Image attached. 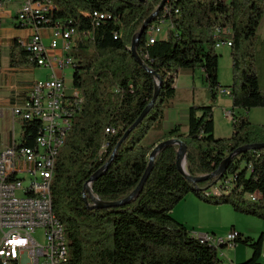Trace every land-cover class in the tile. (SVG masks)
Wrapping results in <instances>:
<instances>
[{"label": "trees", "instance_id": "1", "mask_svg": "<svg viewBox=\"0 0 264 264\" xmlns=\"http://www.w3.org/2000/svg\"><path fill=\"white\" fill-rule=\"evenodd\" d=\"M45 1L53 6L39 22L42 29L75 30L70 31V56L73 88L80 95L55 155L49 189L52 212L68 241L69 264H234L174 218L173 211L194 195L206 204L229 205L239 214L264 221V149L243 152L223 177L194 184L178 170L179 146H168L156 157L143 190L132 202L93 208L84 191L114 155L92 183V192L104 203L127 198L142 181L152 150L173 138L187 146L190 177L210 175L237 150L264 144V125L252 123L247 116L252 109L264 108V40L258 34L264 0H168L137 43L144 65L130 48L162 0ZM16 17L15 27L28 30ZM163 21L171 25L167 38L150 44L151 31ZM28 41L29 37L15 41L10 67H38L35 55L22 44ZM229 41L233 81L223 88L216 44ZM196 70L204 71L214 99L217 91L229 89L234 109L244 111L233 113L230 138L215 137L213 107L192 106L186 134L180 125L164 131L167 112L174 108L179 74ZM159 86L155 105L132 129ZM21 124L16 146L35 148L42 124L37 120ZM151 132L161 133V139L147 146ZM251 196L259 197L255 202ZM231 231L238 234L235 247L244 244L252 250L251 258L242 264H262L264 233L255 240L235 228Z\"/></svg>", "mask_w": 264, "mask_h": 264}, {"label": "built area", "instance_id": "2", "mask_svg": "<svg viewBox=\"0 0 264 264\" xmlns=\"http://www.w3.org/2000/svg\"><path fill=\"white\" fill-rule=\"evenodd\" d=\"M14 0H0V11H5ZM18 8H25V15H17L16 22L31 31L29 41L22 43L31 51L38 67L51 69L45 81H37L24 105L14 109L13 115L21 121L37 120L42 124L35 148H23L13 143L0 151V220L10 221V237L0 232V260L3 264H69V249L57 232V222L50 219L48 175L55 174V149L61 133L71 123L73 102L77 92L69 89L64 80L65 68L73 66L70 56V31L60 27L49 29L45 43L44 29L39 22L52 9L51 1L19 0ZM38 22V23H37ZM163 21L150 33L154 44L162 33ZM232 47V43L218 42L216 49ZM59 51V52H57ZM221 94L230 96L229 89ZM1 115V113H0ZM228 120L233 114L226 113ZM259 196L255 198V202ZM44 232L45 242L40 243L34 234ZM200 239L218 252L233 248L238 234L231 231L227 239L212 235H200ZM224 257V254H219Z\"/></svg>", "mask_w": 264, "mask_h": 264}, {"label": "crops", "instance_id": "3", "mask_svg": "<svg viewBox=\"0 0 264 264\" xmlns=\"http://www.w3.org/2000/svg\"><path fill=\"white\" fill-rule=\"evenodd\" d=\"M18 1H16V3L13 2L11 5H9L5 11H0V55H1L0 123H2L1 124L2 131L0 132V143L3 146V148L0 149V151L11 144L18 142L21 139L22 121L19 118L14 117L13 111L14 109L18 107H22L24 105L35 83L39 81L38 79L39 71L37 67H32V66L18 67V68L10 67V60H9L10 49L14 46L15 41L17 39L26 41L31 34V31L29 29L28 30L17 29L14 25L15 16L18 15V12L20 10V8H18L19 5ZM13 6H15V8ZM258 34L261 37L262 35H264V31L262 33V29L260 30V27L258 30ZM43 35L47 40V37L49 36V31L44 30ZM200 72L202 75L204 74L203 70H200ZM184 74H185L184 77L189 80L187 90L191 91V93L194 94L195 91H198L197 81H196L197 71L192 74L190 73H184ZM176 89H177V93L178 90H181L179 88L178 78L176 80ZM79 95L80 92L79 94L77 93V96ZM192 106L187 105L185 107L184 109L185 111H183V114L185 116L183 117L182 122H177V120H173L168 125L167 122L169 120V116L171 113L167 112L166 120L164 122V131H170L176 126L180 125L182 126L181 132L183 134H186L188 132L189 110ZM225 109L227 110L226 113L230 112L236 115L243 114V111L234 109L232 99H231V103L230 102L226 103ZM260 109H264V108H260ZM254 110L255 109H252L250 112L247 113V116L249 117L252 123H254V121L257 120V116L255 115ZM251 114H254V116L251 117ZM230 122H232V120H230ZM254 124H257V122H255ZM259 125H264V124H259ZM159 134L161 135V133ZM157 139L158 140L156 142H158L161 138L159 137ZM221 207L222 206H214V205L206 204L200 201L194 195H189L183 202H181L175 208V210L173 211V216L194 233H197L195 231L196 229L199 228L205 229V231L211 228V231L215 232L213 227H215L216 221L214 220V218H212V215H215V217L218 216L217 220L222 221L224 215L228 214L227 211L218 209ZM212 234L213 236L216 235L214 233Z\"/></svg>", "mask_w": 264, "mask_h": 264}, {"label": "rangeland", "instance_id": "4", "mask_svg": "<svg viewBox=\"0 0 264 264\" xmlns=\"http://www.w3.org/2000/svg\"><path fill=\"white\" fill-rule=\"evenodd\" d=\"M18 0H14L16 3ZM15 8V6H13ZM260 30L262 29V33L264 31V15L263 19L261 21ZM169 28H171V25L165 24L162 27V33L157 35L159 39H166L169 33ZM260 36V35H259ZM261 37V36H260ZM261 39L264 40V35H262ZM45 43L48 45L50 41L47 39L45 40ZM217 54L220 56L219 58V82L223 88H228L232 85L233 81V70H232V58L231 53L232 50L229 47H223L216 49ZM39 71L38 79L41 81H45L48 77L51 75V69L46 67H37ZM197 71V87L198 91H195L194 94L191 93V91L187 90L189 80L184 77V73H180L178 80H179V88L181 90H178V93L176 94L175 98V104L174 108L168 110L170 112L168 125L173 121L177 120V122H182L183 117L185 116L183 114V111H185V107L187 105L189 106H198V107H213L214 108V120H215V137L218 139L223 138H230L233 134V124L228 120L225 116V113L227 110L225 109L226 103H231V97L221 94V90L217 91L216 99L213 98L212 92L209 88V85L206 81V78L204 74L202 75L200 70ZM182 74V75H181ZM73 75H74V68L73 66L65 68L64 71V80L66 83L67 88H71L73 86ZM76 92V90H75ZM79 94V92L77 91ZM255 115L257 116V120L254 121L257 122V124H264V109H255L254 110ZM244 114V111H243ZM261 115V116H260ZM254 114H251V117H253ZM260 117V119H259ZM176 122V121H175ZM0 123V132L2 131ZM162 135V134H161ZM159 132H151L149 136L145 140V144L147 146L153 145L154 141L156 142L160 136ZM3 146L0 143V149H2ZM217 209V208H216ZM223 211H227V215H224V218L222 221L217 220L218 216L215 217V215H212V218L216 221L215 227H213L215 232L211 231V228L207 231L205 229H196L195 232L199 234H210L213 236L212 233L216 234L214 237L219 239H227L230 230L232 228H236L237 231H239L241 234H243L245 237H250L252 239L257 240L262 233H264V221L260 220L258 218L252 217V216H246L239 214L235 212L231 206L229 205H223L221 208ZM230 215V216H229ZM234 226V227H232ZM34 237L40 242L44 243V232L39 230L34 234ZM223 253L224 257L222 259L224 261H231L234 264H242L249 260L252 256V250L245 246L244 244L237 245L233 248L225 247L221 251H219V254ZM261 263L264 264V255L261 259Z\"/></svg>", "mask_w": 264, "mask_h": 264}, {"label": "water", "instance_id": "5", "mask_svg": "<svg viewBox=\"0 0 264 264\" xmlns=\"http://www.w3.org/2000/svg\"><path fill=\"white\" fill-rule=\"evenodd\" d=\"M143 1V0H141ZM168 0H162L160 6L157 8V10L149 17V19L144 23L140 33L138 34V36H136L133 40L132 46L130 48V51L132 52L133 56L136 58V60L141 64L144 65L142 60L140 59V57L137 54L136 51V46L138 41L140 40V38L143 36V34L145 33V31L147 30L148 26L157 18L159 12L164 8V6L166 5ZM152 73V71H150ZM159 89L160 86L157 89V92L155 94L154 99L152 100V102L150 103V105L146 108V110L143 112V114L141 115V117L139 118V120L135 123V125L132 127L135 128L146 116L147 114L150 112V110L153 108V106L155 105V102L157 100V96L159 93ZM131 129V130H132ZM128 131V133L126 134V136H128V134L131 132ZM177 145L179 146V150H178V155H177V167L178 170L180 171V173H182L183 175H185L192 183L194 184H198L201 182H205L209 179H214V178H218V177H223L224 174L226 173L229 164L232 162V160L238 156L239 154L249 151V150H262L264 149V144H258V145H250L244 148H241L239 150H237L236 152L232 153L223 163L222 165L212 174L210 175H206V176H201V177H190L187 174V170H186V158H187V146L186 144L181 141L179 138H173L167 141H163L161 143H159L158 145H156V147L152 150L150 156H149V164L146 170V173L142 179V181L140 182L139 186L137 187V189L131 194L129 195L127 198L118 201V202H114V203H104L101 200H99L97 197L94 196L93 192H92V188L91 185L92 183L97 179L98 176H100L107 168L108 166L111 164L114 155L111 157V159L109 160V162L95 175H93V177L90 179V181L88 182V184L85 186V191H84V195H85V201L88 202L87 196H89L91 198V200L93 201V203L95 204L93 206V208H110V207H120V206H124L130 202H132L133 200H135L139 194L141 193V191L144 188V185L147 181V179L149 178L151 172L154 169V165H155V160L156 157L168 146H174ZM116 152V151H115ZM114 152V154H115ZM92 208V207H90Z\"/></svg>", "mask_w": 264, "mask_h": 264}, {"label": "bare ground", "instance_id": "6", "mask_svg": "<svg viewBox=\"0 0 264 264\" xmlns=\"http://www.w3.org/2000/svg\"><path fill=\"white\" fill-rule=\"evenodd\" d=\"M18 15H25V8H20ZM66 130H68V129H64V133H61L60 140H58V143L56 145L55 155H56L57 150L62 147V141H63V137L66 133ZM52 177H53V175H48V194H49L50 219H53L54 222H57L58 236H60L62 241H65V244H67V247H68V241H67L65 234H64V228L52 212V202H51V197H50V192H49ZM0 232H3V237H10V221L9 220H0ZM197 237L200 239L199 236H197ZM68 249H69V247H68Z\"/></svg>", "mask_w": 264, "mask_h": 264}]
</instances>
